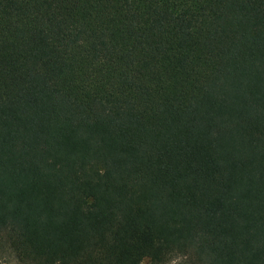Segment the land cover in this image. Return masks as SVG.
Instances as JSON below:
<instances>
[{"label": "trees", "instance_id": "trees-1", "mask_svg": "<svg viewBox=\"0 0 264 264\" xmlns=\"http://www.w3.org/2000/svg\"><path fill=\"white\" fill-rule=\"evenodd\" d=\"M264 264V0H0V255Z\"/></svg>", "mask_w": 264, "mask_h": 264}, {"label": "rangeland", "instance_id": "rangeland-1", "mask_svg": "<svg viewBox=\"0 0 264 264\" xmlns=\"http://www.w3.org/2000/svg\"><path fill=\"white\" fill-rule=\"evenodd\" d=\"M0 264H17L16 260L10 256V254L5 253L0 255ZM167 264H182V260L174 259Z\"/></svg>", "mask_w": 264, "mask_h": 264}]
</instances>
